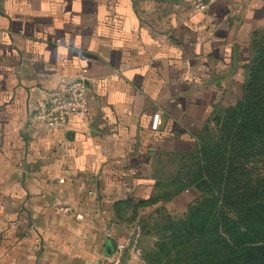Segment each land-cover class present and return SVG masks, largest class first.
Instances as JSON below:
<instances>
[{"label": "crops", "instance_id": "0c3cea01", "mask_svg": "<svg viewBox=\"0 0 264 264\" xmlns=\"http://www.w3.org/2000/svg\"><path fill=\"white\" fill-rule=\"evenodd\" d=\"M195 2L0 0V264H99L128 236L124 206L171 184L240 98L264 1ZM77 77L86 118L34 125L33 102ZM199 197L170 205L184 216Z\"/></svg>", "mask_w": 264, "mask_h": 264}, {"label": "trees", "instance_id": "16d2710c", "mask_svg": "<svg viewBox=\"0 0 264 264\" xmlns=\"http://www.w3.org/2000/svg\"><path fill=\"white\" fill-rule=\"evenodd\" d=\"M254 50L251 46L252 70L244 80L242 97L214 119L217 129L211 142L202 140L200 145L199 136L193 152L199 179L185 187H196L199 200L201 185L212 196L206 201L216 237L217 254L211 264H264V55L253 63ZM192 207L187 224L202 236ZM208 215L203 216V226L210 221Z\"/></svg>", "mask_w": 264, "mask_h": 264}, {"label": "rangeland", "instance_id": "374dc122", "mask_svg": "<svg viewBox=\"0 0 264 264\" xmlns=\"http://www.w3.org/2000/svg\"><path fill=\"white\" fill-rule=\"evenodd\" d=\"M253 39L251 46L255 48L252 58L255 59L252 60L254 63L258 61L261 55H264V30L259 31ZM259 54L261 55L258 57ZM246 65L245 79L252 70V62L250 65ZM242 94L243 89L240 98ZM232 106L219 105L217 107L210 123L201 133L200 145L202 140L211 142L213 133L217 129L214 119L223 117L225 112ZM197 166V157L192 153L186 157L181 165L180 172L176 174L171 184L165 188H158L156 194L145 206L139 207L135 204L129 205V207L124 206L123 231L129 232L130 227L137 224L141 230L142 250L141 258L135 259L126 256L124 264H211L215 260L217 252L216 237L213 233V218L210 216V209L206 204V201L212 197L208 188L200 186L203 192L202 197L192 207V212L197 214V218H195L196 226L203 230L202 236H199L196 230H192L188 226L186 214L184 216L177 214L170 205L172 194L183 190L186 186L195 184V178L198 177L197 179H199ZM205 213L209 214L210 221L203 226ZM106 258H102L99 264L107 260Z\"/></svg>", "mask_w": 264, "mask_h": 264}, {"label": "built area", "instance_id": "2783aa9c", "mask_svg": "<svg viewBox=\"0 0 264 264\" xmlns=\"http://www.w3.org/2000/svg\"><path fill=\"white\" fill-rule=\"evenodd\" d=\"M217 1L219 0H196L194 10L201 13L206 12ZM86 88L85 79L77 77L49 90L44 98H38L33 102L30 121L48 132H53L65 131L72 117L84 120L88 112ZM158 119L159 114L156 113L151 123L152 130L158 129ZM126 256L135 259L142 256L141 230L137 224L130 227L125 241L115 242L113 254L101 264H124Z\"/></svg>", "mask_w": 264, "mask_h": 264}, {"label": "water", "instance_id": "95a60500", "mask_svg": "<svg viewBox=\"0 0 264 264\" xmlns=\"http://www.w3.org/2000/svg\"><path fill=\"white\" fill-rule=\"evenodd\" d=\"M114 243H112L110 240H108L106 247H105V252L108 256H111L114 252Z\"/></svg>", "mask_w": 264, "mask_h": 264}]
</instances>
